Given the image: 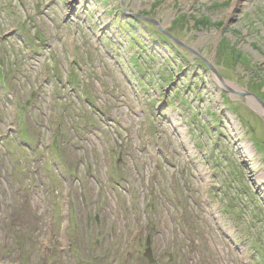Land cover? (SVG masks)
<instances>
[{"label": "rangeland", "instance_id": "rangeland-1", "mask_svg": "<svg viewBox=\"0 0 264 264\" xmlns=\"http://www.w3.org/2000/svg\"><path fill=\"white\" fill-rule=\"evenodd\" d=\"M167 34L264 101V0H0V264H264V123Z\"/></svg>", "mask_w": 264, "mask_h": 264}, {"label": "water", "instance_id": "water-1", "mask_svg": "<svg viewBox=\"0 0 264 264\" xmlns=\"http://www.w3.org/2000/svg\"><path fill=\"white\" fill-rule=\"evenodd\" d=\"M126 15H129L130 17L134 16L132 14H129L127 12H125ZM151 23H153L155 26L158 27V25L156 24V22L154 21H150ZM158 29L160 30V28L158 27ZM161 31V30H160ZM168 35V34H167ZM169 38L174 41L178 46L185 48L186 50H188L189 52H191L193 55H195L197 58H199L202 63L207 67V69L209 70V72L211 73V75L213 76V78L217 81V84L219 85L222 94H225L227 96H230L232 93H236L237 95H240V97L246 99V101H244V104L247 108H249L251 111H253V113H255L257 116H259L261 118V120L264 123V101L261 100L258 96L249 93L248 91H243L240 90V92L236 89H232L228 86L229 83H227L223 77L221 75H219V73L217 72V70L215 69L214 64L205 59L204 57H202L200 54L196 53L195 51H193L192 49L188 48L184 43H181L179 40L175 39L174 37L168 35ZM146 258L148 259L149 263H153V259L151 256V252L150 249H148L146 251L145 254Z\"/></svg>", "mask_w": 264, "mask_h": 264}, {"label": "trees", "instance_id": "trees-1", "mask_svg": "<svg viewBox=\"0 0 264 264\" xmlns=\"http://www.w3.org/2000/svg\"><path fill=\"white\" fill-rule=\"evenodd\" d=\"M122 10V9H121ZM123 11V10H122ZM128 11V10H127ZM130 20V19H129ZM129 25H131V21H129ZM130 36H133V33L129 32ZM145 48V47H144ZM224 97V96H223Z\"/></svg>", "mask_w": 264, "mask_h": 264}]
</instances>
